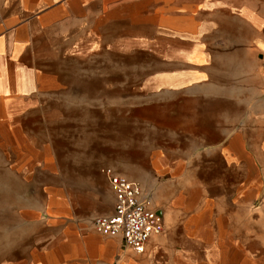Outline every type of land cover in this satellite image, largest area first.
Wrapping results in <instances>:
<instances>
[{
  "label": "crops",
  "instance_id": "0c3cea01",
  "mask_svg": "<svg viewBox=\"0 0 264 264\" xmlns=\"http://www.w3.org/2000/svg\"><path fill=\"white\" fill-rule=\"evenodd\" d=\"M168 4L174 16L208 19V31L234 30L233 44L255 66L241 73L240 87L209 74L198 93L179 88L145 104L154 118L133 130L122 153L109 140L92 191L65 200L57 223H48L53 235L41 248L43 264H264V0ZM81 13V0H0V80L65 73L67 57L76 58L71 36L81 30ZM106 168L137 181L161 217L163 231L141 253L87 221L113 213Z\"/></svg>",
  "mask_w": 264,
  "mask_h": 264
},
{
  "label": "rangeland",
  "instance_id": "374dc122",
  "mask_svg": "<svg viewBox=\"0 0 264 264\" xmlns=\"http://www.w3.org/2000/svg\"><path fill=\"white\" fill-rule=\"evenodd\" d=\"M168 1L81 0L76 58L67 57L65 73L0 80V264H43L48 223H57L65 200L92 191L109 140L121 151L154 118L145 104L179 88L198 93L209 74L244 84L241 73L255 62L233 44L236 32L208 31L201 15L174 16Z\"/></svg>",
  "mask_w": 264,
  "mask_h": 264
},
{
  "label": "built area",
  "instance_id": "2783aa9c",
  "mask_svg": "<svg viewBox=\"0 0 264 264\" xmlns=\"http://www.w3.org/2000/svg\"><path fill=\"white\" fill-rule=\"evenodd\" d=\"M261 72L264 75V60ZM104 174L114 195L113 213L92 217L91 226L103 236L121 235L127 247L141 253L149 239L163 231L161 217L137 181L110 168L104 169Z\"/></svg>",
  "mask_w": 264,
  "mask_h": 264
}]
</instances>
